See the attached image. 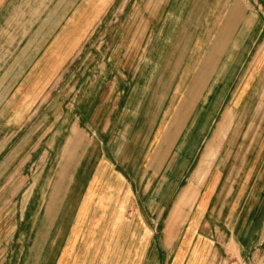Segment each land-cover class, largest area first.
<instances>
[{
    "label": "crops",
    "instance_id": "0c3cea01",
    "mask_svg": "<svg viewBox=\"0 0 264 264\" xmlns=\"http://www.w3.org/2000/svg\"><path fill=\"white\" fill-rule=\"evenodd\" d=\"M145 1L134 20L119 27L128 39L145 33L144 53L131 59L132 69L127 58H108L105 63L121 67L109 85L101 87L105 79L98 75L90 93L75 88L76 110L87 100L90 122L98 124L65 140L77 144L69 168L64 148L50 184L38 189L34 180L26 189L22 207L36 189L40 205L34 207H43L42 243L32 264L217 262L210 244L223 239L227 202L217 215L210 205L218 185L225 199L243 186V160L222 180L224 149L235 138L229 135L233 113L238 122L244 97L261 84L264 23L243 0H153L151 11ZM115 2L0 0V110L10 107L19 125L21 113L45 100V90L43 105L51 107L49 94ZM219 139L217 167L201 169ZM201 240L208 252L197 247Z\"/></svg>",
    "mask_w": 264,
    "mask_h": 264
},
{
    "label": "rangeland",
    "instance_id": "374dc122",
    "mask_svg": "<svg viewBox=\"0 0 264 264\" xmlns=\"http://www.w3.org/2000/svg\"><path fill=\"white\" fill-rule=\"evenodd\" d=\"M243 1L244 6L260 13L262 27L264 0ZM143 2L146 1L116 0L115 4L111 6L110 12L103 17L99 28L89 37L85 46L68 65L64 72V79L60 81L62 84L59 83L49 94L47 99L52 105L51 107L48 104L47 109V103L46 106L43 105L44 101L46 102L45 90V100L42 98L41 102L34 105L26 114L21 113L19 125L15 118H12L13 116L9 112L10 107L8 108L6 105L7 109L3 107L0 110V264H32L35 262L43 235L42 231L39 233V228H42L43 207L38 212L40 205L38 189L43 188L44 184H50L54 173L59 171L60 155L64 148H67L70 154L67 167L69 168L74 161L77 144L71 143L68 146L65 142L71 136L70 134L74 130L78 134L84 129L87 132L91 131L98 124V120L90 122L88 112L92 113L93 110L91 106L88 107L89 102L86 103V96L83 106H79V110H76L78 104L73 97L75 88L81 93H90L89 90L93 87L98 75L105 79L101 82V87L105 84L109 85L108 82L114 80V75L119 73L121 67L105 63L108 58H113L112 60L115 62L127 58L128 62L133 63L131 59L135 55L138 59L137 56L144 53V42L143 45L140 46V44H142L141 40H145V33L136 31L132 38L128 39L125 36L126 33L119 28L124 23H129L130 18L134 20V13H140L139 8L143 7ZM155 3L156 1L148 0V5L144 7L151 11L156 8L154 7ZM263 36L264 33L261 34L260 40ZM123 40L127 43L124 56V48L120 47L123 46ZM121 42L123 43L120 45ZM113 43L114 45H112ZM91 56L95 58L91 59ZM123 65L124 63L121 64V66ZM261 65L259 90L254 89L247 97H244L243 113L238 122L233 113L234 119H231L233 128L229 135L235 138L231 144L228 142L229 146L224 149V151H228V160L227 173L222 174V180L225 176L228 177L229 170L233 165L236 164L240 168L243 160V186H238L232 193L228 191L225 199L224 196L219 197L220 185H218L210 205L216 206L217 215L220 205L227 202L225 209L227 219L224 220L226 226L222 225L221 227L223 239L220 238L221 241L219 244L215 243V246L210 244V247L213 246L218 253L215 264H264V63ZM134 66L135 63L131 69ZM126 67L130 68V64L128 63ZM59 85L62 87L60 88ZM65 86L67 87L65 88ZM110 86L118 87L113 83ZM116 94L119 95L117 92ZM6 99L10 98L5 96ZM5 102L7 103V101H2L1 106H4ZM102 113L103 111H101ZM60 117L61 121L58 120ZM76 117L79 121L76 120ZM237 126L240 127H238V132ZM74 127L76 128L74 129ZM220 140L212 143L211 150L205 158L210 157L204 158L200 165L201 169L205 168L206 171L208 166L209 168L217 167L218 161L215 154ZM44 156H46L45 159ZM70 160L72 161L70 162ZM42 171L43 173L39 177L38 174ZM198 173L197 183L199 184L203 177L201 174L205 172ZM235 174L234 171L233 175ZM237 175H239V169ZM34 180L39 187L37 186L38 189L34 191V196L28 200L29 204L22 207L26 203V189L35 183ZM19 189L20 191H18ZM34 204L38 207L35 208ZM211 215L208 222L214 228L218 226L217 218L216 215ZM40 216L41 218H39ZM202 229L204 228L202 227ZM38 238L41 239L40 242L36 241V243L39 242L38 244L31 243L33 239ZM202 240L196 242L197 247L208 252L210 247ZM203 243L204 245H202ZM29 246L34 251L29 253ZM232 247L233 249H231Z\"/></svg>",
    "mask_w": 264,
    "mask_h": 264
}]
</instances>
